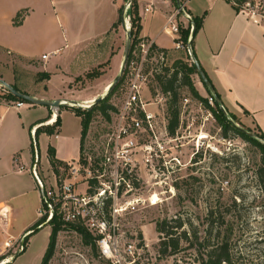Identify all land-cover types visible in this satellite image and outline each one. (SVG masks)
<instances>
[{
  "label": "rangeland",
  "instance_id": "obj_1",
  "mask_svg": "<svg viewBox=\"0 0 264 264\" xmlns=\"http://www.w3.org/2000/svg\"><path fill=\"white\" fill-rule=\"evenodd\" d=\"M130 1L0 0V78L31 94L49 95L45 89L48 79L36 80V74L42 71L37 72L32 61L18 59L25 55L37 61L45 54L47 59L43 61L61 65V68L50 67V71L64 75L60 77L61 81L52 80L51 86L57 96L73 100L88 97L80 103L88 105L94 97L91 94H102L120 69L128 30L121 25L120 14L125 9L124 16L130 30ZM18 11L20 16L15 19ZM179 16L187 20L182 13ZM13 20L22 23L14 24ZM113 21L119 23L111 26ZM55 48L59 49L57 53L52 52ZM176 58L191 62L187 49L183 48L172 53L164 65L170 67ZM161 67L156 58L147 64L148 77L142 100L153 102L147 107L159 114L157 126L163 130V125L167 123L168 94H162L154 80V74L161 72ZM94 71L99 73L87 76ZM191 77L200 95L208 98L204 87H199L197 73ZM127 84L126 77L112 91L109 102L115 110L109 111L108 117L98 111L92 114L83 143V156L94 158L101 148L126 95ZM4 92L0 86V104L6 102L2 98ZM179 92L177 109L179 118H182L179 121L181 136L169 143L173 148L168 159L175 155L183 166L172 173L169 180L151 179L140 184L134 192V196L144 198L156 192L159 203L149 205L147 201H139L133 211L124 212L116 218L119 261L114 263L101 256L98 246L92 248L83 242L77 231L63 227L57 232L48 264H201L210 250L224 242L229 261L221 264H264V205L256 173L260 163L259 150L232 131L223 135L209 108L192 97L186 87ZM185 97L188 102L184 105ZM26 106L23 112L21 109H7L0 118V200L13 196L7 202L12 207L8 229L11 233L21 229L34 216L37 218L35 223L39 220L38 190H34L36 181L29 167L35 165L38 177L47 186L55 181L61 183L66 175L63 169L57 174L52 171V166L43 167L48 162L43 139L40 140V149L38 146L34 148L33 164H30L33 154L31 143L34 147L36 142L34 134L29 135L27 121L23 123L21 119L29 108ZM72 108H64L65 115L73 113ZM226 115L229 117L228 112ZM235 116L238 121L235 123L240 127L257 131L249 120L242 117L243 114ZM202 135L205 137L201 138ZM8 160L17 162L18 168H23L21 173L9 171L3 174L8 171ZM139 173L147 180L149 172L141 170ZM23 191L25 193L21 194ZM163 218H180L182 221L181 227L174 228V236L185 232L179 240L178 251L170 255H161L158 251L160 234L155 230L154 222ZM6 222L2 221L0 226H7ZM35 223L31 225L34 229L32 233L26 229L28 233L23 234V231V236L21 234L23 241L31 233L25 250H19V239L2 255L6 256L4 259L0 257V264L3 260L4 264L41 263L54 222L42 226H35ZM128 244L133 245L132 253L127 250ZM5 259L10 260L5 262Z\"/></svg>",
  "mask_w": 264,
  "mask_h": 264
},
{
  "label": "built area",
  "instance_id": "obj_2",
  "mask_svg": "<svg viewBox=\"0 0 264 264\" xmlns=\"http://www.w3.org/2000/svg\"><path fill=\"white\" fill-rule=\"evenodd\" d=\"M228 1L238 11L256 18L258 24L264 27V0ZM145 10H148V7ZM176 14H181L178 8L176 13L167 17L163 31L176 35L175 49L185 48L189 51L188 40L185 43L178 36ZM185 14L189 16L186 11ZM151 45V42L142 39L135 45L133 56L126 66L128 79L126 95L116 111L112 128L105 135L106 139L96 152V156L93 158L84 155L67 162L63 181L61 183L55 181L48 186L38 177L35 165L29 167L36 181L40 199L38 225L52 223L54 219L64 223H82L96 236V246L100 255L114 263L119 261L115 236L116 218L124 212L133 211L139 201L142 203L147 201L149 205L160 201L156 192L144 198L134 196L135 190L140 184L150 182L151 179L158 178L161 182L169 180L172 173L183 166V162L175 155L168 159L173 148L169 143L179 139L182 125L178 123L174 134L168 133L167 123L163 125V130H160L157 126L159 114L147 108L153 102L142 100L148 77L145 69L147 64L152 63L155 58L160 65H164L166 61L165 54L152 51ZM209 100L213 103L211 96L208 97ZM187 102L188 98L185 97L184 105ZM24 103L16 101L15 107H20ZM181 119L180 117L179 121ZM44 123L54 124L51 119ZM22 169L20 166L19 170ZM141 170L149 172L147 180L139 175ZM21 237L19 250L23 249ZM132 247V244L127 245L130 253ZM1 264H4V260Z\"/></svg>",
  "mask_w": 264,
  "mask_h": 264
},
{
  "label": "crops",
  "instance_id": "obj_3",
  "mask_svg": "<svg viewBox=\"0 0 264 264\" xmlns=\"http://www.w3.org/2000/svg\"><path fill=\"white\" fill-rule=\"evenodd\" d=\"M181 2L190 17L203 16L202 25L193 36L191 49L217 94H219L226 112L237 116L243 114L242 117H245L246 120H249L250 123L264 132V27L258 24L256 18L249 17L247 14L238 11L228 0H181ZM137 4L141 18L139 37L162 49L160 52H163L166 59H169L172 53L180 49L174 48L176 35L163 31V25L169 15L176 13L177 6L172 0H137ZM147 7L148 10H145ZM175 21L177 25L179 24L178 36H180L181 27H187L189 22L184 20L179 14L175 15ZM21 23L22 21H20L19 25ZM113 23L115 21L112 22L111 26ZM115 35L117 41L118 33ZM58 51L59 49L55 48L52 52L57 53ZM43 55L45 54H42L41 60L37 61L25 55L18 58L32 61L33 67L37 72L41 70L42 72L49 73L45 88L49 95L33 96L42 99H62L63 97L57 96V92L52 88L51 83L54 81L53 78L61 81L60 77L64 75H58L57 71H50V67L61 68V65L58 66L57 63L43 61V59H47V55L42 57ZM59 71L67 73L61 69ZM66 79L68 80V77ZM6 82L9 83L7 80ZM199 83V87L203 86L208 93L201 80ZM91 96L95 97L96 93L95 95L91 94ZM87 98L82 97L77 99V101L81 103L88 100ZM25 106L29 108L21 116V119L23 123L27 121L30 136L34 134L35 129L39 126L41 128L51 126L44 123L46 120L51 119L54 122L59 117L52 135L42 131L37 137L34 136L35 142L39 147L38 149H40V140L43 139L47 147L48 145L54 147L55 158L57 160L67 163L79 158L81 118L74 112L65 115L63 110L64 108H72L73 106L50 107L24 103L20 107H15V103L2 102L0 104V118L7 109H14L16 111L21 109V112H23ZM41 120L45 121L39 123ZM51 136H53L52 141ZM19 157L21 158L20 155ZM39 159L40 153H38ZM47 161V165L42 164L43 167H51L48 155ZM30 164H33V154ZM7 168L8 171L3 174H8L9 171L11 173H21L18 163H13L12 160L8 163ZM34 190L37 191V186ZM24 193L25 191L21 194ZM37 196L40 207L38 191ZM12 197L0 200V223L2 224V221H7V226H0V256L7 252L11 248V245H14L18 241L23 231L26 233L27 231L25 230L29 229L37 220L36 216H34L28 219L21 229H18L15 233L8 231L10 224L9 215L12 207L7 202ZM9 260L5 259V262Z\"/></svg>",
  "mask_w": 264,
  "mask_h": 264
},
{
  "label": "trees",
  "instance_id": "obj_4",
  "mask_svg": "<svg viewBox=\"0 0 264 264\" xmlns=\"http://www.w3.org/2000/svg\"><path fill=\"white\" fill-rule=\"evenodd\" d=\"M181 1V0H180ZM172 2L176 5L175 0H172ZM122 7L119 8V12L121 11ZM130 33H131V41H130V46H129V54L128 58L126 61V65L124 68L123 75L121 76L120 80L115 84V86L108 92V94L101 100H99L97 103H95L93 106L90 108H79V107H73V111L76 115L80 116L81 118V134H80V156L82 157L83 154V143L84 139L86 137L87 131L89 124L91 122L92 114L95 111H98L102 115L108 117L109 111H114L115 106L109 102L110 96L113 93L112 91L119 87L121 83L124 81L126 78V66L129 62V60L133 56V50L135 49V45L138 43L139 40L142 38L139 37V32L141 30V18L138 12V4L137 0H131L130 1ZM20 16V11L16 13L14 18ZM202 17L203 16H193L191 17L194 22H195V30L194 34L197 32V30L201 27L202 25ZM14 24H19L20 20H13ZM119 23V21L113 23L112 26H116ZM190 29L191 25L188 23L187 27L180 29V37L181 40L184 41L185 43L187 42L189 35H190ZM194 36V35H193ZM193 41V37L191 39V44ZM151 50H156V52L162 51V49L156 47L155 45H151ZM166 65V64H165ZM161 65L162 70L161 72L155 73L154 74V80L157 82L159 90L162 94H168V99H167V131L169 134H174L178 123H179V112L177 109V101L179 99V91L182 87H186L191 94L192 97L198 99L200 102H202L207 108L211 110L213 113L214 117L216 118L221 131L223 135H227V131H232L236 135H239L246 141L254 144L257 146L260 154V163L257 168V177H258V182L261 188L262 192V197H263V205H264V132L257 128V131H252L249 128H245L249 131H252L254 135L260 139H256L253 137H250L243 132H241L234 124L230 121V119L233 122H238L236 120V116L233 113H228L229 117L220 109V107L216 104L214 101V98L210 95L209 91L208 94L209 96L212 97L213 99V105H211L208 101L207 97H203L200 95L198 92L197 88L194 85V82L192 80L191 75L193 73H196V69L192 61L190 63L185 62L181 58H176L173 63L171 64L170 67ZM99 72L94 71V72H89L87 74L88 77H92L94 75H97ZM36 77L37 81H40L39 78H49V74L46 72H38ZM15 89L18 91L25 93V94H30V95H35L27 92L25 89H21L16 84H11ZM4 93H2V98L5 100L7 103L10 101H22L25 102L23 99L18 98L8 92L4 87ZM219 96V94H218ZM220 97V96H219ZM246 113V112H245ZM59 117L56 118L54 121V124L51 126H44V128H41L40 126L35 129L34 136L37 137V135L44 131L47 134H53L54 129L56 124L58 123ZM45 120L39 121V123H42ZM32 151H33V156H34V148L37 147V144L33 147V144L31 143ZM38 148V147H37ZM47 155L48 159L50 162V165L52 166V170L54 173H59L60 169H63L65 171L67 164L66 162L57 160L55 158V150L52 145H48L47 147ZM54 225L51 229V236L50 240L47 246V249L45 251V254L42 258V261L40 264H48L49 259L53 255L54 251V245L56 241V235L57 232L62 229L63 227H68L70 229H73L77 231L82 239L83 242L87 245H90L92 248L96 247V236L93 235L82 223H64L58 219L53 220ZM174 222V223H172ZM39 224V221L35 223V226ZM155 224V230L160 234V241L158 245V251L161 255H170L178 251L179 249V240L182 237V235H185V232L182 233V235L179 236H174V228L181 227L182 221L180 218H163L160 220H156L154 222ZM32 231L34 229L32 227L29 228ZM30 233V234H31ZM28 234L24 240H23V249L22 251L25 250V243L28 239ZM2 259H4L6 256H0ZM229 261V253L228 249L226 248L225 242L220 244L218 248L210 250L206 258H202L201 264H221V262H226Z\"/></svg>",
  "mask_w": 264,
  "mask_h": 264
},
{
  "label": "water",
  "instance_id": "obj_5",
  "mask_svg": "<svg viewBox=\"0 0 264 264\" xmlns=\"http://www.w3.org/2000/svg\"><path fill=\"white\" fill-rule=\"evenodd\" d=\"M176 6L179 9V11L185 15V17L187 18L188 22L191 25V29H190V35L188 38V44H189V56L191 58L192 63L195 66L196 69V73L198 75V77L200 78L202 84L206 87V89L209 91L210 95L214 98V101L216 102V104L220 107V109L227 114L225 108L222 105L221 99L218 96L216 90L214 89L213 85L211 84L209 78L207 77V75L205 74L201 64L199 63V61L197 60L196 56L194 55L192 49H191V39L194 35V30H195V22L194 20L188 16L187 14H185V10L183 8V3L180 0H175ZM125 9L122 10L121 14H120V21H121V25L125 28ZM127 30V35H126V39L124 42V48H123V54H122V61L120 64V69L117 73V75L115 76V78L113 79V81L109 84L108 88L100 95L96 96L93 98V101L90 102L88 105H81L77 100H73V99H42V98H38L35 97L33 95L30 94H25L22 93L20 91H18L17 89H15L10 83L4 81L3 79L0 78V86L4 87L8 92H10L11 94H13L14 96L23 99L25 102H29L31 104H39V105H46V106H50V107H60L63 105H70V106H76V107H86V108H90L91 106H93L95 103H97L99 100L103 99L108 92L115 86V84L120 80L121 76L123 75L124 72V68L126 65V61L128 58V54H129V46H130V41H131V33L129 28H126ZM230 121L234 124V126H236L241 132H243L244 134L256 138L258 139L254 133L252 131H249L243 127H240L238 124H236L235 122H233L231 119ZM260 140V139H258ZM264 142V141H263Z\"/></svg>",
  "mask_w": 264,
  "mask_h": 264
},
{
  "label": "bare ground",
  "instance_id": "obj_6",
  "mask_svg": "<svg viewBox=\"0 0 264 264\" xmlns=\"http://www.w3.org/2000/svg\"><path fill=\"white\" fill-rule=\"evenodd\" d=\"M128 27V21L126 20V17H125V28H127ZM108 86H109V84L104 88L105 90L108 88ZM104 90V91H105ZM103 91V92H104ZM93 101V99L92 100H89L88 102L90 103V102H92ZM84 106V105H83ZM203 137H205V135H202L201 136V138H203Z\"/></svg>",
  "mask_w": 264,
  "mask_h": 264
}]
</instances>
